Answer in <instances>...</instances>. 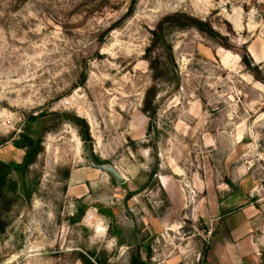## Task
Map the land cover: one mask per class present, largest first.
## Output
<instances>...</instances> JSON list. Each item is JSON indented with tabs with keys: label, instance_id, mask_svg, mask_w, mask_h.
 I'll return each mask as SVG.
<instances>
[{
	"label": "rangeland",
	"instance_id": "rangeland-1",
	"mask_svg": "<svg viewBox=\"0 0 264 264\" xmlns=\"http://www.w3.org/2000/svg\"><path fill=\"white\" fill-rule=\"evenodd\" d=\"M178 12L221 38L166 24L168 64L152 33ZM150 57L170 67L157 82ZM27 137L40 152L0 192V264H203L260 198L264 0H0V160L21 163Z\"/></svg>",
	"mask_w": 264,
	"mask_h": 264
},
{
	"label": "trees",
	"instance_id": "trees-1",
	"mask_svg": "<svg viewBox=\"0 0 264 264\" xmlns=\"http://www.w3.org/2000/svg\"><path fill=\"white\" fill-rule=\"evenodd\" d=\"M23 1V0H21ZM136 1V0H134ZM168 24L171 31L173 30H184L187 28H196L203 33L208 34L214 39H220L221 36L205 21L199 20L198 18H195L191 15H188L186 13H174L166 18H164L160 24L157 26V28L153 31V40H152V46L151 47H161L162 49L166 50L167 59L170 58L172 54V46L170 43L169 38L167 37L169 32H167V29L164 28V25ZM169 30V31H170ZM167 32V33H166ZM150 47V48H151ZM151 69L153 71V79L155 82H157L159 79L163 78L165 75V72L167 70H170V67H161L160 63H158V58H151ZM244 64L253 71H256L258 67L253 65V61L250 58V56L246 55L243 58ZM170 63V59L168 64ZM172 69V68H171ZM158 94L157 86L154 85L151 88L148 89L145 100H144V107L143 112L146 114L151 120H153L157 115V108L155 106L156 97ZM46 116L44 114L39 115L37 117L33 116L32 121L42 120ZM66 119L71 120L72 123L78 125L79 127L88 129V125L86 121L79 117H72ZM15 148L18 150H24L29 148V150L25 153L23 161L21 163L17 162H11V163H4L0 160V192L4 193L7 192L10 189L9 183L6 180V176L11 171L20 172L24 169H28V167L35 161L37 155L40 152V148L36 147V142L34 138L27 137V141L25 144L17 143L15 144ZM95 159L98 162H101L97 157ZM18 185V183H17ZM2 204H5V202H1ZM4 209V208H3ZM2 209V210H3ZM84 211L80 210L79 215L77 219H73V222H78L81 217L83 216ZM80 260L84 262V264H103L102 262H92L91 258L85 257L84 255H81ZM132 264H148L146 261L141 259V256H139L137 259H134Z\"/></svg>",
	"mask_w": 264,
	"mask_h": 264
},
{
	"label": "crops",
	"instance_id": "crops-1",
	"mask_svg": "<svg viewBox=\"0 0 264 264\" xmlns=\"http://www.w3.org/2000/svg\"><path fill=\"white\" fill-rule=\"evenodd\" d=\"M228 220V239L216 240L203 264H264V202H244Z\"/></svg>",
	"mask_w": 264,
	"mask_h": 264
},
{
	"label": "water",
	"instance_id": "water-1",
	"mask_svg": "<svg viewBox=\"0 0 264 264\" xmlns=\"http://www.w3.org/2000/svg\"><path fill=\"white\" fill-rule=\"evenodd\" d=\"M88 156H89L90 163L92 164V166L94 168L100 169V170H104V171L112 174V176L115 177L118 180V182H120V183H124L125 182V180L121 176L120 172L114 166L103 165V164L99 163L95 159V156L92 154V151L90 149L88 150Z\"/></svg>",
	"mask_w": 264,
	"mask_h": 264
},
{
	"label": "built area",
	"instance_id": "built-area-1",
	"mask_svg": "<svg viewBox=\"0 0 264 264\" xmlns=\"http://www.w3.org/2000/svg\"><path fill=\"white\" fill-rule=\"evenodd\" d=\"M263 179H264V177H263ZM263 183H264V180H260V184H259L260 190L257 191V196H259L260 198L257 200V202H261V201L264 200V196L262 195V197H261V190L264 191V185H263Z\"/></svg>",
	"mask_w": 264,
	"mask_h": 264
}]
</instances>
